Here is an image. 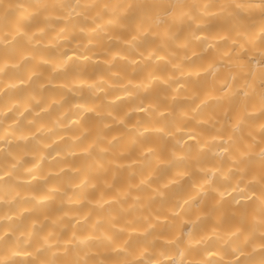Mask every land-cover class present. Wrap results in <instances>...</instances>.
Segmentation results:
<instances>
[{
  "label": "clouds",
  "instance_id": "obj_1",
  "mask_svg": "<svg viewBox=\"0 0 264 264\" xmlns=\"http://www.w3.org/2000/svg\"><path fill=\"white\" fill-rule=\"evenodd\" d=\"M0 264H264V0H0Z\"/></svg>",
  "mask_w": 264,
  "mask_h": 264
}]
</instances>
